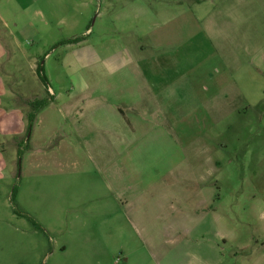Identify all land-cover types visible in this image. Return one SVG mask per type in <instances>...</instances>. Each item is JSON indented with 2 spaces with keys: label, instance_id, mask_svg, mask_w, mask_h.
Instances as JSON below:
<instances>
[{
  "label": "rangeland",
  "instance_id": "obj_1",
  "mask_svg": "<svg viewBox=\"0 0 264 264\" xmlns=\"http://www.w3.org/2000/svg\"><path fill=\"white\" fill-rule=\"evenodd\" d=\"M210 2L195 3L203 20ZM188 5L194 1L0 0V85L44 97L39 64L55 95L30 129L28 107L24 121L10 120V131L24 125L20 136L2 133L0 124V264H114L117 255L94 257L90 250L104 245L100 228L143 230L147 241L170 244L169 228L194 211L226 218L218 225L228 232L219 242L220 264L254 263L257 253L247 259L242 249L257 250L264 238V111L243 108L238 99L233 114L219 109L217 116L224 113L216 123L178 122L170 125L176 135L168 143L136 141L138 151L127 156L104 138V128L119 127V110L107 102L108 89L103 92L114 76L105 75L102 57L163 36L178 42L195 30L176 18L185 17ZM236 8L235 27L247 19L254 35H264L258 28L264 0ZM234 26L226 29L236 33ZM188 51L197 54V40ZM4 69L15 75L3 76ZM3 101L0 115L15 120L21 110ZM196 134L201 141L189 140ZM230 245L241 250L238 256Z\"/></svg>",
  "mask_w": 264,
  "mask_h": 264
},
{
  "label": "crops",
  "instance_id": "obj_2",
  "mask_svg": "<svg viewBox=\"0 0 264 264\" xmlns=\"http://www.w3.org/2000/svg\"><path fill=\"white\" fill-rule=\"evenodd\" d=\"M193 1L194 6L188 5L189 12L183 13L185 17L178 15L176 18L184 20L195 30L178 42L165 41L163 36L151 39L150 46H124L102 57L105 75L114 76L109 85L102 87L103 92L108 89L112 96L107 102L119 110V127L113 130L104 128V138L113 140L117 155L127 156L138 151L133 149L136 141L163 140L168 143L171 134L176 135L170 125L178 122L216 123L225 108L229 109L226 110L227 116L233 114L234 101L238 99L243 108L264 111V35L256 31L254 35L247 19L242 20L238 27L232 20L236 6L244 9L249 0H211L207 9L209 18L205 20L201 4L200 7L195 5L203 0ZM232 24L237 29L236 33L226 29ZM262 27L264 16L259 15L258 28ZM193 40L199 43L197 54L188 51ZM204 43L211 46L209 52H203ZM1 71L3 76L6 73V76L8 73L15 75V71ZM6 85H0V107L5 100L8 103L5 108H9L11 103L21 111L14 115L15 120L8 114L0 115V124L4 125L1 132L20 136L24 125L19 130L10 131V120L14 123L19 119L24 121L22 108L37 93L27 97L24 87L20 89L17 85V89H13ZM48 91L53 93L50 87ZM52 95L54 98V93ZM190 106L195 108L188 114L185 108ZM221 108L224 110L217 116ZM158 118L162 120L158 122ZM156 122L159 124H154ZM181 137L180 134L177 139ZM190 137L194 138H189L191 141L202 140L201 134ZM212 202L217 203L218 199ZM203 213H184L177 225L168 230L170 244L154 243L151 238L147 241V235L143 238V230L100 228L98 235L104 245L89 249L96 254L94 257L117 255L114 264H220L223 256L219 242L228 238V232L219 231L218 225L226 218L219 217L216 211ZM230 247V252H241L238 247ZM256 248L254 251L242 249L245 252L242 257L248 259L257 253L252 264H264L263 237ZM54 251L51 249L50 254ZM93 264H104V261L97 259Z\"/></svg>",
  "mask_w": 264,
  "mask_h": 264
},
{
  "label": "trees",
  "instance_id": "obj_3",
  "mask_svg": "<svg viewBox=\"0 0 264 264\" xmlns=\"http://www.w3.org/2000/svg\"><path fill=\"white\" fill-rule=\"evenodd\" d=\"M80 38H74V39H70L68 41L70 42H76V41H79ZM40 71H41V67L40 65L38 64L37 68H36V72L38 74V77L40 78L41 82L45 85L46 87V91L48 92L47 95H46V92H45V96L42 97V98H39V97H34L30 100H28L26 102V107L29 108L28 112L26 113V119H27V125H28V129L31 128L34 120H35V117L37 115V113L42 109L44 108L45 106L49 105L52 101H53V95L49 93L48 91V83L46 81V78L44 76H42L40 74ZM18 151V154L21 153L20 149L17 150ZM14 199V192H12V196H11V200Z\"/></svg>",
  "mask_w": 264,
  "mask_h": 264
}]
</instances>
